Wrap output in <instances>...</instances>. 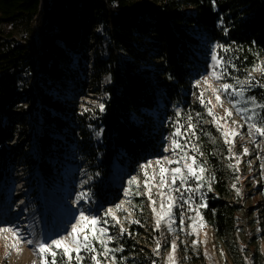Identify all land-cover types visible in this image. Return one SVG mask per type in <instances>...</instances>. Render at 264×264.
<instances>
[{
	"label": "trees",
	"instance_id": "trees-1",
	"mask_svg": "<svg viewBox=\"0 0 264 264\" xmlns=\"http://www.w3.org/2000/svg\"><path fill=\"white\" fill-rule=\"evenodd\" d=\"M99 30L109 41L106 57L99 51ZM198 31L202 44H215L226 69L238 78L259 62L264 64V0H0V154L6 159L4 169L24 154L7 148L14 138H24L32 113L41 114L45 121L37 142L40 171L46 177L66 174L65 155L76 153L84 164H94L101 152L102 165L109 164L117 150L127 171L133 172L138 161L159 154L157 144L166 132L160 126L162 120L177 121L186 135L191 134V123L194 135L189 138L198 149L197 160L212 179L210 189L198 199L200 213L217 242L230 239L238 209L228 201L234 174L225 167L221 149L211 142L204 107L192 101L201 73L193 52L199 41L193 32ZM149 66H153L152 73ZM33 72L36 75L30 83ZM49 74L73 78L80 94L74 101L53 99L40 85V78ZM106 75L112 84L103 88ZM42 82L46 84L45 79ZM87 91L107 93L103 111L77 109V98L83 99ZM255 95L264 104V88ZM38 100L41 106L32 108ZM145 109L157 111V119L145 115ZM91 127L101 132L99 142ZM92 195L106 204L117 199L118 189L100 180ZM142 232L139 225L128 227L118 243L123 250L116 256L117 264L152 263L141 253ZM253 254L250 264H263L257 245Z\"/></svg>",
	"mask_w": 264,
	"mask_h": 264
},
{
	"label": "rangeland",
	"instance_id": "rangeland-1",
	"mask_svg": "<svg viewBox=\"0 0 264 264\" xmlns=\"http://www.w3.org/2000/svg\"><path fill=\"white\" fill-rule=\"evenodd\" d=\"M193 33L199 40L197 45L193 46V52L198 59L201 73L195 83L192 101L193 103L198 101L204 107V123L211 131V142L221 149L225 167L234 174L230 179L232 197L228 200L232 205L238 206L235 214L236 230L234 235L226 241L217 242L212 228L207 226L200 213L198 199H200L202 191L210 189L212 183L210 174L207 171L202 174L199 187L191 177H188L187 182L181 185L180 177L187 175V169L183 168L184 161L181 160L179 164L169 163L170 160H178L182 154L179 153V150L176 154L172 151V134L177 127H181L177 121L173 123L171 118L162 120L160 126L166 132L163 133L157 144L159 154L147 158L145 161H138L133 172L127 171V167L122 161L124 159L122 153L117 150L112 161L102 165L100 163L103 162L104 157H102L101 152H99L94 164H84L81 158H77L76 153L65 155L63 159L66 174L60 176L53 173L46 177L40 171L41 154L37 142L38 135L42 134L45 121L42 115L38 113L36 115L35 113L28 114L27 132L23 134L24 138H14L13 143L7 148L9 152L20 149L24 154L17 157L14 164H9L7 169H4L6 159L0 154V227L13 228L25 239H31L34 244H38L64 236L66 230L71 231V225L74 223L73 218L78 219L80 211H83L85 215L97 218L99 223L96 228L107 229V236L112 237L110 242L106 241L107 247L120 249L110 252L107 259L100 256L102 264H113V257L115 264H117L116 256L121 254L123 250L118 243L121 237L127 234L128 227L132 225H139L143 231V240L140 244L141 253L152 259L151 264L159 263H156L154 259H158L162 264H250L256 245L260 249L264 264V137L255 135L254 130L253 134L249 135L248 124L252 121L246 120V117L251 113H238L236 107H233V103L230 102V100L239 99L240 103L237 107L251 109L254 106L250 102L245 103L244 101L249 97H254L257 104H263L255 95V91L264 88L260 86V84H264V73L252 71V69L244 77L238 78L234 72L226 69L223 63L217 65L216 61L212 59L213 55L219 57L216 45L204 46L201 33L199 31ZM97 34L102 37V46L99 51L103 57H106L109 41L101 30ZM219 59L222 60L220 57ZM258 65L264 64L259 62L255 67ZM149 68L151 69L150 73H152L153 66H149ZM213 70L218 74L222 73L223 78L220 80L213 78L211 75ZM55 72L57 74V71ZM90 72L89 67L88 73ZM35 75L36 72H33L30 83H33ZM250 77L253 81L251 86L248 84ZM44 79L46 84L42 82ZM40 80L43 91L55 100L64 102L66 99H71L74 101L77 94H80L75 85V80L68 78L65 74H58L57 76L49 74L46 78L41 77ZM204 80H207L208 83L204 84ZM237 81H240L241 84H237ZM198 82L199 87L197 86ZM223 83L232 84L237 90L241 85L245 88L243 99L236 96L230 97L231 89L229 93L221 91L219 94L223 106L214 107L217 117L225 116V109L230 110L232 116L227 117L221 123L225 129H233L240 133L234 138L231 153L228 151L230 145L224 143L221 132L217 130L215 123L212 122V117L207 114V108L200 101V94L203 92L205 103L211 99L213 104L208 106L215 105V96L211 92V88L219 89ZM111 84V77L109 75L103 76L102 87L106 88ZM107 98L108 95L105 92L96 95L87 91V95L83 99L77 98V109L83 112L95 107L100 108L102 101ZM71 105L74 103L71 102ZM37 106H41L39 100L35 106L31 107L36 108ZM255 111L258 114L256 122L259 123L261 117L264 116V109L257 107ZM143 113L153 119L158 117L155 110L145 109ZM232 121L236 123L233 124ZM91 130L94 131V137L99 142L101 132L95 131L94 127H91ZM182 132L184 133V131ZM184 134V136L179 137L182 144H187L184 151L188 153L189 158L195 157L196 164L205 169V166L197 160V151L193 150L194 141L189 138L191 134ZM53 135L61 137L57 133H53ZM28 137L32 141L29 142ZM230 139L233 138L230 137ZM245 147L249 150L247 155L243 153ZM165 148H168V151H165ZM236 157H239L238 164ZM47 159L50 157L47 156ZM75 159H78V162ZM156 160H160V166L166 169L178 166L182 168V172L176 177L175 184H172V173L170 171L164 173L167 186L163 192L170 193L175 201L171 209V231L167 217L161 220L160 226L157 228L158 216L152 212L153 205L148 198L144 185L145 176L141 166ZM30 161H34L32 165L29 164ZM188 163H191V159H188ZM230 164L233 167H229ZM160 166L153 164V167L147 169L150 177L154 170L156 172V179L151 180L150 185L158 184ZM75 174L77 177H74ZM134 176L139 181V187L135 183L131 185L128 183ZM100 180H104L107 184L118 189L116 200L109 199L104 204L93 197V186ZM177 188L179 191L176 190ZM157 191L156 187H152V199L157 201L155 207L159 212L161 198L157 195ZM126 192L128 195H125ZM137 192L140 194L137 195ZM181 193H183V198H181ZM164 201L165 204L169 202L167 195H165ZM185 201L189 202L186 203ZM116 205H121V209L115 210ZM109 208L114 210L113 215L119 220V223H116L111 215H105ZM138 216L143 222L139 221ZM121 228L124 229L123 234H121ZM157 241L160 242L159 252H157ZM15 242L11 232L0 233V264H33V262L40 264L39 256L31 250L33 245L26 242H21L18 245L19 254L16 251H11L10 256L5 258V245ZM93 243H95L98 252L102 251L99 243L95 241ZM172 243L176 244L174 253H172ZM170 254L173 255L174 261L169 260ZM73 255L75 254L73 253ZM81 255L84 256L83 264H92L88 258V253L81 252ZM100 257L98 258L100 259ZM122 260L126 261L127 257Z\"/></svg>",
	"mask_w": 264,
	"mask_h": 264
},
{
	"label": "snow or ice",
	"instance_id": "snow-or-ice-1",
	"mask_svg": "<svg viewBox=\"0 0 264 264\" xmlns=\"http://www.w3.org/2000/svg\"><path fill=\"white\" fill-rule=\"evenodd\" d=\"M212 59L216 61L217 65H220L223 63L222 60L219 59L217 55H213ZM252 71H258L261 73H264V65H258L257 67L253 68ZM212 77L215 78L216 80H220L223 78L222 73L218 74L215 70L212 71L211 73ZM208 81L204 80V84H207ZM259 83V82H257ZM237 84H241L240 81H237ZM249 86L253 84V81L251 77L248 80ZM197 86L199 87V82L197 83ZM261 87H264V84H260ZM231 89V92L229 93V90ZM224 93H229V96H236L241 99L244 97L245 93V88L243 85L237 90L232 84L229 83H223L220 85L219 89L217 88H211V92L215 96V105L212 107H209L208 105H212L213 101L209 99L207 103H205L204 100V93L201 92L200 94V101L202 104L205 105L207 108V114L208 116L212 117V122L215 123L217 130L221 132V135L224 138V143L229 144L230 147L228 151L231 153L232 152V147L231 145L234 143V138L236 136H239L240 133L236 130L233 129H225L223 124L221 123L222 121H225L227 117L232 116V112L228 109H225V116H220L217 117V115L214 112V107H222V100H221V95L219 94L220 92ZM231 103H233V107H236V111L238 113H244V112H250L251 114L246 117V120L252 121L251 123L248 124L249 128V135L254 134L258 135L260 137H264V116L261 117L260 122H256V116L258 115L255 111V108L259 107L261 109H264V104H257L256 100L254 97H249L247 100H245V103H251L254 107L251 109H245V108H240L237 107V105L240 103V100H235L232 101L230 100ZM101 111H103V105L100 106ZM191 120V117H189V121ZM233 124H235V121H232ZM181 127H183L181 125ZM181 127H177L175 132L172 134V151L174 154H176L179 150V153H182L179 157L178 160H170L169 163H176L179 164L181 160L184 161L183 168L187 169V175L186 176H181V185L185 184L187 182V178L191 177L197 182V187L200 186V181L202 180V174L206 171L202 166L196 164L195 157H188V153L184 151V149L187 147V144H182L179 140V137L184 136L185 134L181 131ZM194 125L191 123L188 124V129L191 132V134L194 135ZM99 135V133H98ZM232 137L233 139H230ZM187 139V137H185ZM165 151H168V148L164 149ZM194 151H198L193 146ZM244 155H247L249 153V150L247 147L243 149ZM188 159H191V163H188ZM237 159V164L239 163V157H236ZM153 164L160 166L161 161L156 160V161H149L145 165L141 166V170L144 173L145 180H144V185L145 189L148 193V198L151 201V204L153 205L152 207V212L158 216V219L156 221L157 228H159L161 220L164 219L165 217L168 218L169 220V230L171 231V222H172V217H171V209L174 206L175 201L173 200L172 196L170 193H164L163 189L167 186V180L164 175L166 171H170L172 173V184L176 183V177L178 174L182 172L181 167H175L171 169H166L163 166L159 167V182L158 184H152L150 185L151 180L156 179V172L154 170L152 176L150 177L148 174L147 169L150 167H153ZM229 167H233V165H229ZM237 171L239 170L238 168L236 169ZM128 183L131 185L135 183L137 187H139V181L137 180V177H132ZM152 187H156L158 189L157 195L161 198L160 199V211L157 212V209L155 207L157 201L152 199ZM179 191V188L176 189ZM187 190V189H186ZM140 193L137 192V195ZM237 194L239 195V191L237 190ZM84 195V194H82ZM125 195H128V192L125 193ZM167 195L168 203L165 204L164 197ZM181 198H183V193H181ZM190 201V198H189ZM189 201H185L188 203ZM205 206V205H201ZM121 205H116L115 210H120ZM113 209L109 208L105 215H111L113 220H116V223H119V220L113 215ZM74 223L71 225V231L66 230V234L64 236H59L57 238H53L48 241L44 242H39L38 244H34L33 240L31 239H25L22 237L19 232L13 228L9 227H0V233H5V232H11L13 238L15 239V243L5 245V258L10 256L11 251H16L17 254H19L20 249L18 245L21 242H26L29 245H33V248L31 249L35 254L39 256L40 259V264H72L73 261H75V264H83L84 261V256L81 255V252L88 253L89 256L88 258L92 261V264H102L101 260L98 258L100 256L105 257L106 259L108 258V254L112 251H119L120 249H109L107 247V242H110L112 240V237L107 236V229L105 228H96V225L99 223L97 218L95 216H90V215H85L83 211H80L79 218L76 219L75 217ZM135 222V221H134ZM104 223H107V221H104ZM87 230V231H86ZM124 229L121 228V234H123ZM99 243V245L102 248V251H97L95 243ZM107 241V242H106ZM159 246L160 242L157 241V252H159ZM172 248V253L175 252L176 250V244L172 243L171 245ZM10 249V250H9ZM73 253L75 255H73ZM51 257V260L48 259V257ZM59 258V259H58ZM113 264H115V258L113 257ZM169 260L174 261V257L172 254L169 255ZM35 264V262H33Z\"/></svg>",
	"mask_w": 264,
	"mask_h": 264
}]
</instances>
